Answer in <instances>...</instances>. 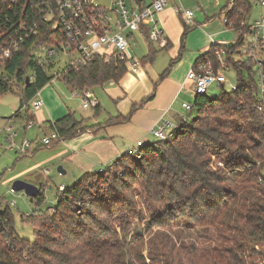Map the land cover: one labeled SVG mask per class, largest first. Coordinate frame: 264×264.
I'll return each instance as SVG.
<instances>
[{
    "label": "trees",
    "instance_id": "1",
    "mask_svg": "<svg viewBox=\"0 0 264 264\" xmlns=\"http://www.w3.org/2000/svg\"><path fill=\"white\" fill-rule=\"evenodd\" d=\"M251 8L249 0H233L223 9L224 25L236 39L231 46L217 47L227 50L237 73L236 90L222 89L215 98L195 97L194 115L178 125L172 138L144 143L138 158L123 154L101 172L87 173L73 186L57 189L53 213L27 217L33 242L17 235L8 207L0 209V264H127L128 252L143 244L154 228L173 230L178 241L174 244L164 234L153 236L160 242L151 249L155 252L151 258L163 264H251L245 255L247 247L264 244V169L257 165L264 163V107L256 108L259 88L251 66L232 61L248 33L239 23ZM40 30L41 36L21 45L0 66V96L12 92V84L20 93L22 105L15 117L23 108L29 112L28 102L53 79L55 65L33 54L40 47L64 43L59 32ZM153 54L149 51L141 64ZM202 58L214 59L215 46L210 45L198 60ZM59 70L60 80L74 91L118 83L127 72L124 63L113 58L108 62L94 58ZM154 95L134 105L127 116L109 118L104 125L130 121ZM27 117L33 120L32 114ZM80 125L69 113L50 129L64 140L95 127L81 129ZM213 155L223 157V169L211 168ZM234 182L247 186L231 191L227 185ZM31 200L41 205L43 188ZM182 223L187 228L182 229L184 233L174 230ZM140 224L143 231H136ZM195 229L200 240L195 237L196 243H187ZM203 241L209 244L201 246Z\"/></svg>",
    "mask_w": 264,
    "mask_h": 264
},
{
    "label": "built area",
    "instance_id": "2",
    "mask_svg": "<svg viewBox=\"0 0 264 264\" xmlns=\"http://www.w3.org/2000/svg\"><path fill=\"white\" fill-rule=\"evenodd\" d=\"M181 1L111 0V6L105 7L97 0H0V66H3L12 52L21 45L41 36L40 29H49L52 32H59L64 38V43L60 42L59 46L48 48L40 47L33 54L38 59L41 58L38 53L45 52V59L55 65L52 57L60 52L69 59L67 65L76 66L94 58H101L105 62L113 58L123 62L127 72L136 74L141 68V61L129 53L130 45L133 44V33L145 35L150 45L166 48L167 39L159 16L168 7H171L185 28L195 25V12L202 9V0H195L194 8H185ZM257 5L264 12V0L259 1ZM225 22L224 19L223 23ZM239 26L247 29L248 33L239 52L233 55L232 61L234 63L242 61L251 66L259 88V103L256 108L261 111L264 107V14L259 19L250 21L248 13ZM210 41L211 45L215 46V58H202L196 61L186 77L191 82L194 97L207 95L212 85L224 89L229 83L224 74L232 70L231 63L226 57L227 50L217 47L220 44L214 42L212 38ZM231 44L233 43L223 45ZM72 53H76L77 56L71 57ZM51 75L52 81L60 79V70L53 69ZM235 90L236 85L230 84L228 92ZM74 92L75 97L81 98L84 109L98 107V100L89 91ZM27 105L32 112L43 106L38 92ZM181 108L189 113L193 110V105L185 102L181 104ZM188 119L189 116H180L175 121L162 120L150 130V133L156 141L170 139L178 125L187 122ZM30 125L31 123L28 124ZM14 135H10V140ZM59 140L58 134L52 132L42 139V143L48 146ZM143 145L142 141H137L125 154L138 158V150ZM103 169L98 171L101 172ZM63 189V186L58 187L59 191ZM46 211L53 213L54 205L48 207ZM261 252L264 254V246Z\"/></svg>",
    "mask_w": 264,
    "mask_h": 264
},
{
    "label": "rangeland",
    "instance_id": "3",
    "mask_svg": "<svg viewBox=\"0 0 264 264\" xmlns=\"http://www.w3.org/2000/svg\"><path fill=\"white\" fill-rule=\"evenodd\" d=\"M97 1L105 7L111 6V0ZM249 1L252 4V8L249 13V20L254 21L259 19L264 12L257 5V3L261 0ZM181 3L185 8L195 7V2H192L191 0H182ZM228 3V0H202V9L195 12V25L191 26L190 29L186 31L181 55H184L185 52L186 55H188L187 53L192 50L191 47H195L197 49L202 45L209 46L210 44L208 43L207 38L208 35L215 36V34H219L218 36H215L214 42L216 43L219 40L226 41L227 43L225 44L235 41V34L226 29L223 23V9H225ZM204 12L206 13L208 20H205L203 15ZM139 40L141 43H137L136 47L132 44L130 45L129 51L132 55L136 56L139 60H142L148 54L149 49L156 50L157 53L153 56V70L159 74H162L167 69L172 70L171 64L174 62L168 58L165 50H160L157 46H149L142 38H138V41ZM38 55L44 60L46 53L40 52ZM75 56H77L76 53L71 54V57ZM52 60L55 63L56 70L65 67L69 62V59L60 52H57L56 55L52 57ZM189 68H191V66ZM224 74L229 83L226 84L223 90L229 91L230 84L236 85L237 73L232 69L226 71ZM59 82L60 81L58 80L51 81L43 90H45V93L54 96L58 95L59 98L61 97L65 104H67V106L71 109V114L74 115L76 120L95 114V109H84L82 107L81 98L79 96L75 97V92H70V90L66 89ZM16 87V84H12V92H7L0 96V209L8 207L14 218V229L17 235L29 242H33L34 234L32 223L29 219H27V217L45 213L48 207L56 204L58 195L57 189L59 186L69 188L76 184L83 175L87 173L94 174L99 169L112 165L117 159L125 154L129 148H132L137 141L152 143L156 140L153 139L150 131L137 134L129 131V133L125 134L126 137L124 136L122 139L118 136V138L115 137L112 138L110 142H106L108 144L104 147V151H106V159L104 160L98 159V161H96L97 158H93L91 160H88L87 158L78 159L72 156L69 149H65L64 147L63 149L67 150V152H65L61 157L53 159L51 158L52 154H55L62 148H60V143H53L48 146L41 144L42 139L52 133L51 129L47 127L42 130L44 126H47V122H39L38 117H36L39 122L38 124L34 122V119L29 121L27 115H33V112L31 110L27 112L25 108L21 110L19 116H14L15 112L20 107V93ZM107 88L109 87L97 86L92 88L93 94L97 97V99L99 98L101 101H104L103 103H106V105H104L105 110L101 113L98 119L102 122L107 120V111L109 113L112 110V104L104 98L107 96ZM221 91L222 88L214 85L208 89L207 96L215 98L220 95ZM64 94L70 96L71 100H65V97H63ZM193 97L194 95L191 98L193 99ZM194 113L195 111L192 110L189 114L182 112L179 115L193 116ZM166 120L175 121V119ZM29 122L31 125L27 127ZM11 134H15L12 140H10ZM11 146H13V148H10ZM110 148L111 150H109ZM78 157H80V155ZM210 162L213 170L224 168L223 157L218 158L216 155H213L210 158ZM257 165H263L262 167L264 169V163L261 164V161H259ZM58 167H61L65 174H59L57 171ZM239 180L240 179L237 178V182ZM15 181H23L35 187L43 188L44 201L41 205L36 206V204L23 192H12L11 187ZM228 185V188L231 185V191L235 190L234 187L241 188L247 186V184L238 185L236 182L233 184L229 183ZM238 192H240V190H238ZM143 227V224H140L138 228L136 226V231H143ZM185 227L186 226L182 223L174 230L180 231V229H187ZM226 229L223 228V230ZM196 230L198 229L192 231L193 237L185 239L187 243H196L197 239L195 237H198V240H200V237L197 236L198 232H195ZM136 231L134 233H136ZM172 231L173 230L154 228L152 234L149 237H146L143 244L135 247L133 246L130 252H128L129 256L126 260L127 264H163V260L156 259L155 257L151 258V255L155 253L151 249H153L154 245H158L160 242L159 237L153 236L164 234L174 244H178L175 234ZM229 235L230 233L227 232L225 234L226 238H229ZM1 243H3L2 240H0V247H2ZM208 244L209 242L204 241L200 243L201 246ZM262 246H264V244H250V247H247L248 249L245 252V255L248 263L264 264V254L261 252Z\"/></svg>",
    "mask_w": 264,
    "mask_h": 264
},
{
    "label": "crops",
    "instance_id": "4",
    "mask_svg": "<svg viewBox=\"0 0 264 264\" xmlns=\"http://www.w3.org/2000/svg\"><path fill=\"white\" fill-rule=\"evenodd\" d=\"M191 1L195 2L196 5L195 0ZM232 1L233 0L228 1V5H230ZM199 10L201 9L196 10V12H198ZM203 15L205 20H208L205 12L203 13ZM159 21L167 39V47L158 49L165 50L168 58L174 62L171 64L172 70L169 69L166 76H164L163 79L160 80L162 74L157 73L152 68V63L154 60L153 56L157 53V51L149 49V51L154 53L152 59L143 61L144 63L141 64V68L136 74L126 72V74L118 83L109 82L103 85L109 87L107 88V96L104 98H106V100L110 104H112V110L109 113L107 111V120L105 122H102L98 119L101 113L105 110L104 105H106V103H103L104 101H101L99 98L97 99V97L93 94V89L81 90L89 91L95 99L99 100V105L98 110L96 112L94 110L95 114L77 119V121L81 122L79 128L83 129L91 128L92 126L95 127L93 129L84 130L82 133H79L75 137L53 142L60 143L59 145L62 149L57 151L55 154H52L51 158L56 159L57 157H61L65 152H67V150L63 149L64 147L65 149H69V151L72 153V156L78 159L87 158L88 160H91L93 158H97L96 161H98V159L104 160L106 159V151H104V147L106 144H108L106 142H110L112 138H118L119 136L120 139H122L125 134L129 133V131H132L136 134L141 132L146 133L162 120H177L178 117H180L179 114L185 112L181 108V104L185 102H194L195 97H193V99L191 98L193 96V93L191 92V82L186 78L187 74L192 69L194 63L198 60V58L202 57L209 50L211 45L210 39L212 38L214 40L215 36H218L219 34H215V36H207L208 43L210 44L209 46L202 45L197 49L195 47H191L192 50L187 53L188 55H186V52L184 55H181V51L184 45L183 40L185 39V37H183V34L185 29L188 30L190 28H185L181 24L171 7H168L164 12L160 14ZM138 38H142L147 42L145 35L141 33H133L132 45L134 47H136L137 43H141V39L139 40V42ZM218 43L225 44L227 42L224 40H219ZM147 44L153 47V45H150L148 42ZM129 53L131 54L130 51ZM131 56L137 58L132 54ZM146 56L144 57V59L146 58ZM190 66L191 68H189ZM56 80L60 81L59 83L62 84V86H64L66 89L70 90V92H74V90H72L60 79ZM47 86L48 84L45 87ZM213 86L214 85H212L211 87ZM44 88H42L38 92L40 98L43 101V106L38 110L33 111L32 115L34 122H36L37 124L39 122H47V126H44L42 130H44V128L46 127L50 128L51 125L56 121L63 118L67 114L72 113L71 109L67 106V104H65L64 100H62L61 97L59 98L58 95L54 96L45 93V90H43ZM153 92L155 93L154 97L144 103L132 115L130 121L117 125H104L109 120V118H114L117 116H127L134 105L141 104ZM63 97H65L64 99L67 101L71 100L70 96H67V94H64ZM185 113L189 114L187 112ZM36 117H38L39 122L37 121ZM41 144L43 145L42 142ZM109 145L111 144L109 143ZM109 150H111V148ZM79 155L80 157H78Z\"/></svg>",
    "mask_w": 264,
    "mask_h": 264
},
{
    "label": "water",
    "instance_id": "5",
    "mask_svg": "<svg viewBox=\"0 0 264 264\" xmlns=\"http://www.w3.org/2000/svg\"><path fill=\"white\" fill-rule=\"evenodd\" d=\"M28 82H29V79H26L27 84H28ZM20 105H22L21 101H20ZM57 171L59 174L65 173L61 167H58ZM11 191L12 192H23L30 199L36 198L39 194V188L38 187H35V186H33L29 183L23 182V181H15L12 184Z\"/></svg>",
    "mask_w": 264,
    "mask_h": 264
}]
</instances>
